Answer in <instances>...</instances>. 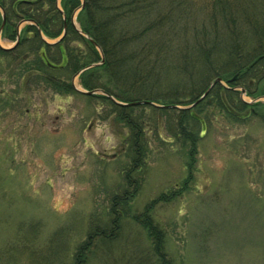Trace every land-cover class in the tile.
<instances>
[{
  "label": "rangeland",
  "instance_id": "rangeland-1",
  "mask_svg": "<svg viewBox=\"0 0 264 264\" xmlns=\"http://www.w3.org/2000/svg\"><path fill=\"white\" fill-rule=\"evenodd\" d=\"M0 45L14 42L1 35ZM73 46L82 60L98 55L95 67L101 68L90 79L110 85L100 64L103 51L93 52L81 38ZM8 61L0 62V91L18 105L0 104V264H75L79 244L110 217L111 195L124 187L122 171L134 169V154L143 171L132 210L121 217L117 238L96 246L82 264H159L140 222L145 217L161 231L170 264H264V95L223 80L220 85L235 94L230 106L241 109L230 115L216 105V96L196 107L205 132L200 136L202 126L196 125L194 148L176 127L177 110L134 105L142 135L114 118L99 91L104 88L67 96L45 89L43 81L25 85ZM72 79L86 90L80 75Z\"/></svg>",
  "mask_w": 264,
  "mask_h": 264
},
{
  "label": "trees",
  "instance_id": "trees-1",
  "mask_svg": "<svg viewBox=\"0 0 264 264\" xmlns=\"http://www.w3.org/2000/svg\"><path fill=\"white\" fill-rule=\"evenodd\" d=\"M12 1L9 5L5 0H0V5L9 18L2 31L4 36L15 39L10 32L15 34L20 15L35 18L49 37H56L61 33L63 18L62 12L56 7L57 0ZM80 2L81 0H61L65 14L71 17ZM17 14H20L19 17ZM77 20L81 30L91 36L103 51L106 61L102 68L106 71L111 86L91 81L93 73L101 67L84 71L81 74L82 85L89 90L102 87L123 102L144 100L164 106L174 105L152 106L170 112L177 110L180 117L176 127L184 135V140H191L194 148L196 125L202 126L200 136L205 132V121L199 117L201 115L196 114V107L207 99L212 102L213 96H216V105L231 113L230 115H237V109L241 107L233 104L230 106L235 94L231 88H224L221 83H217L197 105L184 109L176 106L194 103L218 77L231 87L240 85L239 87L248 90V94L255 91L264 95V86L260 87L264 80V0H85V6L79 12ZM33 30L29 38L25 35L21 39L18 48L5 50L0 47V62L8 61L11 57L8 63L12 62V66L18 71L15 74L21 75L25 85L39 80L45 83V89H53L63 95L83 94L74 88L72 76L97 62L98 55L93 54L91 60H82L78 47L73 46V43L77 38L84 39L91 50L98 53L96 46L70 25L68 34L63 39H66L63 45L66 47L67 58L54 63L55 66L49 62V56L46 57L44 51L41 53L42 50L40 52L37 48L42 40L39 36L33 37L35 29ZM46 47L49 49L47 44ZM51 55L52 62L58 58V55ZM58 71L62 72L60 76L57 75ZM70 73L73 74L71 78ZM10 96L0 91V104L9 105L12 102V107L17 106V98ZM107 99L114 118L123 125L126 123L131 127L136 126L143 135L145 128L134 119L135 106L117 105L108 97ZM239 101L240 106L247 105L245 101ZM252 112H255V107ZM133 138L140 141L139 133L134 137L133 131ZM129 158H132L135 166L132 171H122L124 187L111 195L110 217L104 224L91 228L86 239L79 244L74 254L75 264L86 262L87 257L95 252L96 246H102L106 241L111 244L121 230V217L124 219L129 215V210H132L131 199L138 193L142 181L137 175L143 169L138 156L134 154ZM171 193L177 195L175 191ZM166 197L163 194L161 199ZM150 207L151 205L148 206ZM147 211L148 209L144 213ZM130 216L137 220L140 215ZM140 220H143L140 222L146 226L154 241L159 264H170L163 251L161 231L153 225L150 217Z\"/></svg>",
  "mask_w": 264,
  "mask_h": 264
},
{
  "label": "flooded vegetation",
  "instance_id": "flooded-vegetation-1",
  "mask_svg": "<svg viewBox=\"0 0 264 264\" xmlns=\"http://www.w3.org/2000/svg\"><path fill=\"white\" fill-rule=\"evenodd\" d=\"M19 15L20 14H17L18 17H19ZM20 16H21V19L18 21L17 25L15 26L16 27L15 34L13 32H10L11 35H14L15 36V41H16V45L12 49L18 48V46L20 45V43L22 41L21 39H23V37L25 35H26V38H29V36L31 35V33H33V31H34L33 29H35V33L33 34V37L34 38H37V36H39V38H41V40H42V44H39L37 46V48L40 50V52L42 50L41 53H43V51H44L46 57L49 56V59H50L49 62H51L52 65L57 64V62H56L55 59L52 62V59L50 58V56L52 57L51 54H54L55 56L58 55V58H59L60 61H62V60L64 61L67 58L66 57V55H67L66 47H64V45H63V43L66 42V39H65V41H63V39H62V40L56 42L55 44H48L45 41V39L43 38V35H46V34L44 33V31L42 30V28L38 24V21L35 18L26 17V16H23V15H20ZM62 18H63L62 19V23L63 24H62V27L61 28H62V31H63L64 28L66 27V29H67L66 35H67L68 34V28H69V26L72 25L74 27L73 20H72V16L71 17L65 16V17H62ZM24 20H33L34 22L32 23V22H29V21L27 22V21H24ZM3 21H5V25H6L7 22L9 21L8 16H6L5 19H2L1 25L3 24ZM20 21H22V23L24 21V23H23L24 25L21 23L23 25V30H21V38L18 40V38H19L20 35H19V31H18L17 27L20 24ZM11 23L13 24L12 21H11ZM21 24H20V26H21ZM1 25H0V27H1ZM4 28H5V26H4ZM3 29H1V30H3ZM66 35H65V37H66ZM2 37H4L5 40H10L11 39V38H8L7 36H4L3 35V32H2ZM46 44L49 47V49H47ZM2 49L12 50V49H9L8 47H2Z\"/></svg>",
  "mask_w": 264,
  "mask_h": 264
},
{
  "label": "water",
  "instance_id": "water-1",
  "mask_svg": "<svg viewBox=\"0 0 264 264\" xmlns=\"http://www.w3.org/2000/svg\"><path fill=\"white\" fill-rule=\"evenodd\" d=\"M84 5V4H83ZM3 14H4V12H3ZM4 23H5V21H4ZM4 25V24H3ZM66 31V30H65ZM81 33H83L81 30H79ZM64 34H65V32H64ZM84 34V33H83ZM93 44H95V45H97L96 44V41L93 39V38H91L89 35H86V34H84ZM100 49V48H99ZM104 62V59H102V61H101V63H103ZM100 63V64H101ZM96 65H98V63H93V64H91V65H89V66H87L86 68H84V70L85 69H88V68H90V67H93V66H96ZM82 72V71H81ZM218 82H220V83H223L222 82V78L221 77H218V78H216L211 84H210V86L208 87V89L204 92V94L196 101V102H194L192 105H190V106H187V107H184V108H190V107H192V106H195V105H197L199 102H201L209 93H210V91H211V89L216 85V83H218ZM78 89V88H77ZM79 91H82V92H85V93H87V94H95L96 92H98V90H91V91H86V90H80V89H78ZM243 90V92H244V89H242ZM99 91H101L103 94H105V95H107V96H109L113 101H115V102H117V103H119V104H121V105H138V104H146V103H151V104H154V105H157V104H155V103H153V102H149V101H135V102H130V103H123V102H119L118 100H116L112 95H110V94H108V93H106L105 91H103V90H99ZM158 106V105H157ZM163 106V105H162ZM170 106H174V105H169L168 107H170ZM176 107H180V106H176ZM180 108H182V107H180Z\"/></svg>",
  "mask_w": 264,
  "mask_h": 264
}]
</instances>
